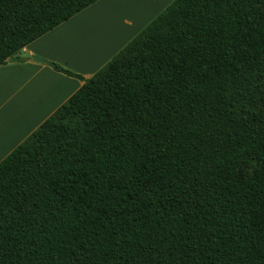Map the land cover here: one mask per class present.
Returning <instances> with one entry per match:
<instances>
[{
    "label": "trees",
    "instance_id": "obj_1",
    "mask_svg": "<svg viewBox=\"0 0 264 264\" xmlns=\"http://www.w3.org/2000/svg\"><path fill=\"white\" fill-rule=\"evenodd\" d=\"M99 1L0 0V67ZM51 66L85 83L7 156L36 175L0 203V264H264V0H182L88 80Z\"/></svg>",
    "mask_w": 264,
    "mask_h": 264
},
{
    "label": "crops",
    "instance_id": "obj_2",
    "mask_svg": "<svg viewBox=\"0 0 264 264\" xmlns=\"http://www.w3.org/2000/svg\"><path fill=\"white\" fill-rule=\"evenodd\" d=\"M125 0H100L24 48L0 67V146L9 156L141 31L140 14ZM37 56L46 63L34 62Z\"/></svg>",
    "mask_w": 264,
    "mask_h": 264
},
{
    "label": "snow or ice",
    "instance_id": "obj_3",
    "mask_svg": "<svg viewBox=\"0 0 264 264\" xmlns=\"http://www.w3.org/2000/svg\"><path fill=\"white\" fill-rule=\"evenodd\" d=\"M180 2H182V0H166L168 8H172L174 5H177ZM223 90L224 89L222 87L221 91ZM249 95H251V93H249ZM259 98L261 101V108L262 110H264V87L260 89ZM243 110L245 112L253 111L250 105H245ZM82 120H86V118L81 117L79 120L67 123L66 129H70L73 133L80 134V130L84 127V124L81 122ZM221 131H223V129ZM229 137L230 140L228 142L222 141V143L225 144V152L223 155H226L227 158L233 163H237L240 165V168L238 169V174L246 175V165H250L252 162L244 159L243 141L239 140L236 136H232L231 133H229ZM63 141L64 136L62 134L58 137H55L51 144L37 145L36 152L39 154V158H36L34 155V159L35 163L38 164L40 167L36 169V172H39L41 169H47L49 167H51L53 170H58L59 168L63 167L61 161H63L65 155H67V149L72 147V142L68 143V145L65 147ZM62 147L64 148L63 153L61 152ZM15 159L16 157L14 156L6 157L4 155L2 146H0V203L3 202L6 191H10L17 184H20L22 181L25 180L27 184L31 185L32 181L28 178L36 175V173L32 171L31 167H28L27 172H24L20 164H16L15 170H13L12 163ZM21 163L27 166V158ZM4 228V221L2 217H0V232H3ZM151 234L152 233L150 232L148 233V235ZM125 238L129 240V251L135 254L132 238L127 236ZM140 242L143 243V241ZM116 243L119 247L120 242L117 241Z\"/></svg>",
    "mask_w": 264,
    "mask_h": 264
},
{
    "label": "rangeland",
    "instance_id": "obj_4",
    "mask_svg": "<svg viewBox=\"0 0 264 264\" xmlns=\"http://www.w3.org/2000/svg\"><path fill=\"white\" fill-rule=\"evenodd\" d=\"M125 2L131 7V9H127L130 14H140L142 16L144 25L141 31L168 8L166 0H125Z\"/></svg>",
    "mask_w": 264,
    "mask_h": 264
},
{
    "label": "water",
    "instance_id": "obj_5",
    "mask_svg": "<svg viewBox=\"0 0 264 264\" xmlns=\"http://www.w3.org/2000/svg\"><path fill=\"white\" fill-rule=\"evenodd\" d=\"M20 60H21V58L20 57H17V58L9 59L8 63H15V62H18ZM32 60L34 62H41V63H46L47 62L44 59H42L40 57H37V56L32 57Z\"/></svg>",
    "mask_w": 264,
    "mask_h": 264
}]
</instances>
